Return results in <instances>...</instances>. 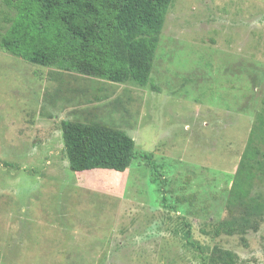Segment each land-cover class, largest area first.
<instances>
[{
  "label": "rangeland",
  "instance_id": "rangeland-1",
  "mask_svg": "<svg viewBox=\"0 0 264 264\" xmlns=\"http://www.w3.org/2000/svg\"><path fill=\"white\" fill-rule=\"evenodd\" d=\"M62 120L159 172H73ZM0 264H264V0H174L146 88L0 48Z\"/></svg>",
  "mask_w": 264,
  "mask_h": 264
},
{
  "label": "trees",
  "instance_id": "trees-1",
  "mask_svg": "<svg viewBox=\"0 0 264 264\" xmlns=\"http://www.w3.org/2000/svg\"><path fill=\"white\" fill-rule=\"evenodd\" d=\"M14 11L0 48L30 64L118 85L151 82L166 16L174 0H5ZM70 169L124 174L138 153L118 128L62 120ZM189 236V235H188Z\"/></svg>",
  "mask_w": 264,
  "mask_h": 264
}]
</instances>
